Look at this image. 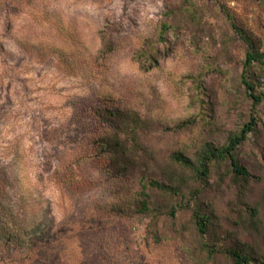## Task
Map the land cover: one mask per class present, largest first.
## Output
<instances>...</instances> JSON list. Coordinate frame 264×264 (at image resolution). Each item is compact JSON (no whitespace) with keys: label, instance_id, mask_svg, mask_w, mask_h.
Returning <instances> with one entry per match:
<instances>
[{"label":"rangeland","instance_id":"374dc122","mask_svg":"<svg viewBox=\"0 0 264 264\" xmlns=\"http://www.w3.org/2000/svg\"><path fill=\"white\" fill-rule=\"evenodd\" d=\"M246 39L264 55V0H0V264H234L204 241L264 259V98L244 83ZM246 76L264 93V64ZM100 109L147 126L120 134L137 161L125 171ZM252 116L235 152L250 177L225 158L203 182L173 161ZM165 174L181 194L151 188L141 212Z\"/></svg>","mask_w":264,"mask_h":264},{"label":"trees","instance_id":"16d2710c","mask_svg":"<svg viewBox=\"0 0 264 264\" xmlns=\"http://www.w3.org/2000/svg\"><path fill=\"white\" fill-rule=\"evenodd\" d=\"M185 1L189 2L190 0ZM163 27V30H165V32L170 28V26L166 23ZM242 35L244 36V34ZM248 43L250 46V51L248 52L247 65L244 71L243 79L248 91H250V97H252L254 101V106L256 107L262 102L264 98V93H256V83L254 81H248L246 75L248 73V67L252 64L253 61H257L259 63L264 64V55H260L256 51H254L253 42L248 41ZM126 111L119 109L98 110V115L104 119V122L110 125L112 129H115V136L114 138H111L109 141L106 142L107 146L105 151L112 154L113 157L119 158V163L121 161L124 166V169L122 171H125V165L128 164L131 166L137 161L135 157L132 156V151L130 150V148L127 147V145L122 141L120 134L125 132L131 137L134 142H138L139 136H141L142 132L147 128L145 122L141 119H136L134 114L132 113H130L131 116L127 117L128 122L126 123L125 120V124H122L119 120L121 115H124ZM257 123V118L252 116V119L245 123L237 134L230 136L229 142L226 145L220 147L207 145V148L201 151V154L198 156L197 161H194L193 159L185 155V153L183 152L174 153L173 161L179 164L180 167H182L183 169L192 171L193 175L203 182L208 181L211 173L212 164L217 160L225 158H229L231 160L233 171L237 175L250 177V172L246 167L240 165L235 156V152L237 151L238 147L248 139V135L255 130ZM126 159L127 161L125 162ZM165 176L169 181L160 182L151 180L149 185H143V199L140 202L141 212L145 214L150 212L151 188L159 189L163 192L172 195L173 192L175 194H181L182 186L175 184V182L180 178H178L177 176L175 177L174 174H165ZM175 211L176 207H173L171 214L174 215ZM194 218L198 233L202 237L205 236L209 231V217L205 213H201V210L196 209L194 210ZM202 249H204L208 253V258H213L217 252H223L226 253L232 259L234 264H264L263 258L260 259L252 253L245 252L242 249L238 248H229L226 249L224 252L223 250L219 249V247H217L215 244H211L204 241L202 243Z\"/></svg>","mask_w":264,"mask_h":264}]
</instances>
